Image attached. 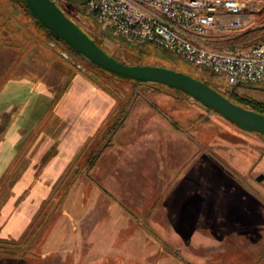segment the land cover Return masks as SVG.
I'll return each instance as SVG.
<instances>
[{
	"label": "rangeland",
	"instance_id": "1",
	"mask_svg": "<svg viewBox=\"0 0 264 264\" xmlns=\"http://www.w3.org/2000/svg\"><path fill=\"white\" fill-rule=\"evenodd\" d=\"M56 2L122 62L264 101V83L232 89L116 35L79 0ZM261 39L264 8L216 47ZM0 264H264V135L183 90L93 66L0 0Z\"/></svg>",
	"mask_w": 264,
	"mask_h": 264
},
{
	"label": "built area",
	"instance_id": "2",
	"mask_svg": "<svg viewBox=\"0 0 264 264\" xmlns=\"http://www.w3.org/2000/svg\"><path fill=\"white\" fill-rule=\"evenodd\" d=\"M103 27L130 41L183 56L226 84L264 83V39L246 48H217L221 35L242 29L264 0H79ZM264 112V101L262 103Z\"/></svg>",
	"mask_w": 264,
	"mask_h": 264
},
{
	"label": "water",
	"instance_id": "3",
	"mask_svg": "<svg viewBox=\"0 0 264 264\" xmlns=\"http://www.w3.org/2000/svg\"><path fill=\"white\" fill-rule=\"evenodd\" d=\"M25 2L43 26L104 70L127 79L158 82L183 90L242 129L264 135V112L236 103L217 88L182 70L163 65L127 64L118 60L70 18L56 0Z\"/></svg>",
	"mask_w": 264,
	"mask_h": 264
},
{
	"label": "trees",
	"instance_id": "4",
	"mask_svg": "<svg viewBox=\"0 0 264 264\" xmlns=\"http://www.w3.org/2000/svg\"><path fill=\"white\" fill-rule=\"evenodd\" d=\"M20 2H22L25 7L30 11V9L28 8L25 0H19ZM68 2L71 1V0H67ZM67 2V3H68ZM65 12V11H64ZM31 13V11H30ZM66 13V12H65ZM35 17V16H34ZM36 18V17H35ZM37 19V18H36ZM38 21V20H37ZM39 22V21H38ZM40 23V22H39ZM41 24V23H40ZM42 25V24H41ZM43 26V25H42ZM47 31L48 33L51 35V37L59 42H62L64 43L67 47H69L73 52L77 53V54H80L82 55L78 50H76L75 48L69 46L66 42H64L61 38H59L57 35H55L52 31H50L49 29H47L45 26H43ZM98 43V42H97ZM99 44V43H98ZM84 56V55H82ZM85 57V56H84ZM91 62V61H90ZM93 66H96V67H99L97 66L96 64H94L93 62H91ZM101 70L107 72V73H110V74H115V73H112V72H109L107 70H104L103 68L99 67ZM117 75L118 77H121V78H124L123 76L121 75H118V74H115ZM129 80H133V79H129ZM133 81H137V80H133ZM232 89H233V86H232ZM224 94V93H223ZM228 96L231 100L235 101L236 103H239L241 105H244L246 107H250L252 109H255L257 111H260V112H263V108H262V101H259V100H256L254 98H249V97H243V96H235V95H226ZM263 135V134H262ZM168 246V245H167ZM169 247V246H168Z\"/></svg>",
	"mask_w": 264,
	"mask_h": 264
}]
</instances>
